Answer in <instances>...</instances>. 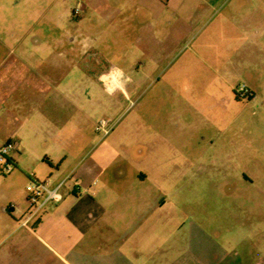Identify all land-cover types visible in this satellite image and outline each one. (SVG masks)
Returning a JSON list of instances; mask_svg holds the SVG:
<instances>
[{
	"label": "crops",
	"instance_id": "0c3cea01",
	"mask_svg": "<svg viewBox=\"0 0 264 264\" xmlns=\"http://www.w3.org/2000/svg\"><path fill=\"white\" fill-rule=\"evenodd\" d=\"M72 1L0 0V145L16 141L8 160L24 181L16 192L0 175V264H247L248 257L226 252L228 234L208 210L210 195L227 196L207 189L215 175L204 169L232 160L222 145L193 151L172 143L163 158L156 128L96 131L99 101L108 107L115 93L128 95L126 86L108 95L99 80L112 68L126 73L103 62L113 38L137 55L152 42L163 47L157 10L173 0H84L76 15ZM241 2L252 8L233 17L245 29L238 44L257 49L264 14L256 0ZM188 71L183 57L164 78L176 88L180 118L184 90L195 82ZM30 173L62 182L63 197L23 225Z\"/></svg>",
	"mask_w": 264,
	"mask_h": 264
},
{
	"label": "rangeland",
	"instance_id": "374dc122",
	"mask_svg": "<svg viewBox=\"0 0 264 264\" xmlns=\"http://www.w3.org/2000/svg\"><path fill=\"white\" fill-rule=\"evenodd\" d=\"M241 1L245 0H173L158 8L164 46L149 43L144 54L130 53L113 38L105 67L121 66L133 81L125 85L128 95L115 93L108 107L99 101L97 123L105 119L108 131L126 126L158 129L163 158L169 156L172 143L185 142L193 151L209 143L222 145L220 151L224 148L232 160L225 166H206L204 173L215 175L207 189L227 190V196L210 195L208 210L228 234L227 253L248 257L247 264H264V37L257 49L248 41L239 46L238 32L245 29L233 17L252 8ZM256 1L259 15L264 14V0ZM84 2L72 1L73 14L81 13ZM88 25L83 24L84 34ZM123 51L128 53L122 58ZM183 57L189 63L187 77L195 82L184 90L186 111L180 118L173 112L176 88L164 78ZM200 79L202 84L197 83ZM240 88H252L258 96L246 100ZM96 131L104 133L97 124ZM0 175L8 177L16 192L24 184L15 167L0 170ZM4 204L0 199V207Z\"/></svg>",
	"mask_w": 264,
	"mask_h": 264
},
{
	"label": "built area",
	"instance_id": "2783aa9c",
	"mask_svg": "<svg viewBox=\"0 0 264 264\" xmlns=\"http://www.w3.org/2000/svg\"><path fill=\"white\" fill-rule=\"evenodd\" d=\"M109 72V71H108ZM107 72V73H108ZM110 83V80L107 82ZM239 92L243 98H248L250 92L248 89L240 88ZM236 94H238L236 92ZM238 96V95H237ZM107 122L101 119L97 123V130L103 129V132L108 131ZM17 148L16 141L8 140L0 145V170L3 172H10L13 168L12 163L8 160V153ZM62 182L58 184H51L48 180L36 179L33 173L29 174V180L25 185L26 201L28 209L25 213L24 219L21 224L28 225L29 219L37 214L47 202H58L62 199L63 194L60 190Z\"/></svg>",
	"mask_w": 264,
	"mask_h": 264
},
{
	"label": "clouds",
	"instance_id": "9594fccd",
	"mask_svg": "<svg viewBox=\"0 0 264 264\" xmlns=\"http://www.w3.org/2000/svg\"><path fill=\"white\" fill-rule=\"evenodd\" d=\"M99 80L105 83V92L111 96L117 89L123 91L125 85L130 82V77L126 76L120 68H112L108 73H102ZM109 80L110 83H107Z\"/></svg>",
	"mask_w": 264,
	"mask_h": 264
},
{
	"label": "trees",
	"instance_id": "16d2710c",
	"mask_svg": "<svg viewBox=\"0 0 264 264\" xmlns=\"http://www.w3.org/2000/svg\"><path fill=\"white\" fill-rule=\"evenodd\" d=\"M234 94H235V98L238 99V98H237V95H236V92H234ZM252 95H253V93H252V91H250V97H249V98H251Z\"/></svg>",
	"mask_w": 264,
	"mask_h": 264
},
{
	"label": "flooded vegetation",
	"instance_id": "af4514ba",
	"mask_svg": "<svg viewBox=\"0 0 264 264\" xmlns=\"http://www.w3.org/2000/svg\"><path fill=\"white\" fill-rule=\"evenodd\" d=\"M249 92H250V90H249ZM249 97H250V94H249L248 98H246V100H249L250 99ZM237 98H238V96H237Z\"/></svg>",
	"mask_w": 264,
	"mask_h": 264
}]
</instances>
